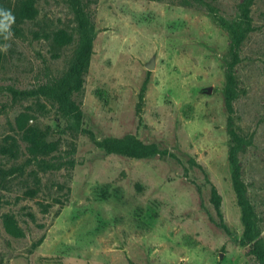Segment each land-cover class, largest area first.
<instances>
[{
  "label": "rangeland",
  "instance_id": "374dc122",
  "mask_svg": "<svg viewBox=\"0 0 264 264\" xmlns=\"http://www.w3.org/2000/svg\"><path fill=\"white\" fill-rule=\"evenodd\" d=\"M33 10L1 51L0 264H264V0Z\"/></svg>",
  "mask_w": 264,
  "mask_h": 264
},
{
  "label": "trees",
  "instance_id": "16d2710c",
  "mask_svg": "<svg viewBox=\"0 0 264 264\" xmlns=\"http://www.w3.org/2000/svg\"><path fill=\"white\" fill-rule=\"evenodd\" d=\"M0 6L10 8L15 14V23L12 25V32L14 35L20 32L19 29L21 24L32 20L34 17L33 0H13L12 2H10L9 0H0ZM240 11L241 18L243 19L244 24L248 26L249 17L247 5L242 4ZM3 42L4 40L0 38V45H2ZM2 58L3 53L0 51V66ZM143 86L144 85L142 84L141 89H143ZM11 94L13 99H16V97L18 96L17 92L12 90ZM99 145L106 154L119 155L134 159H145L159 152V150L154 146V144L141 142L131 136L104 137L99 142ZM4 151H6V148H4ZM232 188L236 195L237 202L242 210L241 221L244 226V237H246V239H250V222L247 218L245 206L243 204L241 196L242 183L239 180L237 169H233L232 172ZM209 202L211 203L215 213L219 216L220 195L217 193L213 185L209 186ZM4 227L6 231L13 235H19L21 233L20 230L9 219L4 220ZM221 227L224 228L225 226L221 224ZM257 256L264 263V253L257 254Z\"/></svg>",
  "mask_w": 264,
  "mask_h": 264
},
{
  "label": "clouds",
  "instance_id": "9594fccd",
  "mask_svg": "<svg viewBox=\"0 0 264 264\" xmlns=\"http://www.w3.org/2000/svg\"><path fill=\"white\" fill-rule=\"evenodd\" d=\"M15 14L10 8L0 6V38L5 42L9 41L12 36V25L15 23ZM10 44L0 45V51L7 53Z\"/></svg>",
  "mask_w": 264,
  "mask_h": 264
},
{
  "label": "water",
  "instance_id": "95a60500",
  "mask_svg": "<svg viewBox=\"0 0 264 264\" xmlns=\"http://www.w3.org/2000/svg\"><path fill=\"white\" fill-rule=\"evenodd\" d=\"M147 68L150 69L151 67L148 65Z\"/></svg>",
  "mask_w": 264,
  "mask_h": 264
}]
</instances>
